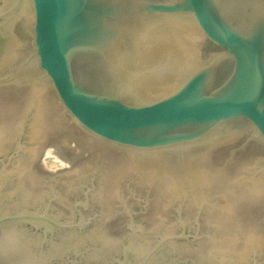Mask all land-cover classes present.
<instances>
[{
	"label": "water",
	"instance_id": "water-1",
	"mask_svg": "<svg viewBox=\"0 0 264 264\" xmlns=\"http://www.w3.org/2000/svg\"><path fill=\"white\" fill-rule=\"evenodd\" d=\"M3 1L0 80L49 81L97 140L160 155L248 130L264 141V0ZM78 207L81 221L66 223L46 211L0 213V230L47 227L53 239L88 224ZM190 237L198 238L184 230L150 247L136 240L119 264H162L170 241ZM88 261L80 264H96Z\"/></svg>",
	"mask_w": 264,
	"mask_h": 264
},
{
	"label": "rangeland",
	"instance_id": "rangeland-1",
	"mask_svg": "<svg viewBox=\"0 0 264 264\" xmlns=\"http://www.w3.org/2000/svg\"><path fill=\"white\" fill-rule=\"evenodd\" d=\"M3 6L4 1L0 0V8ZM26 78L0 80V140L3 145L0 150V213L46 211L61 222H77L81 217L76 203L81 202L82 207L78 208L88 219L83 230L56 232L53 239L47 227L45 235L44 229L30 234L26 226L16 225L15 238L28 243L32 261L44 264L48 250L63 243L66 246L71 241V252L79 256L74 264L88 260L96 264H119L125 248L136 249V240L150 247L161 237L185 230L198 238L170 241L165 247L162 264H264V141L254 130L230 136L199 152L174 150L160 155L125 150L107 145L83 131L67 114L49 81L31 82ZM39 110L47 113L51 110V114L48 113L53 118L51 124H56L55 128L63 126L64 131L79 138L82 142L78 148L82 149L80 161L86 168H82V172L79 170L80 174L74 172L71 182L67 183L56 178L59 169L42 181L38 179L39 171L33 179L34 184L40 183L36 185L38 193L34 192L33 184L31 196L27 190L31 187L29 176L32 175V168L28 166L33 160L29 147L42 139L32 136L37 133L31 127L40 126L34 116ZM74 139L73 144L77 143ZM75 145L78 147L79 143ZM44 152L38 154L40 159ZM108 158L113 160L111 164ZM56 167L50 161L44 170ZM188 171L195 175V181L186 177L187 183L183 178ZM25 175L29 181L20 182ZM35 180H39L38 183ZM254 181L258 186H254ZM26 183L29 186L26 187ZM4 231L0 230V235ZM102 234L108 236L107 239H102L105 237L100 236ZM57 251L54 253H59ZM54 262L51 258L46 264Z\"/></svg>",
	"mask_w": 264,
	"mask_h": 264
},
{
	"label": "bare ground",
	"instance_id": "bare-ground-1",
	"mask_svg": "<svg viewBox=\"0 0 264 264\" xmlns=\"http://www.w3.org/2000/svg\"><path fill=\"white\" fill-rule=\"evenodd\" d=\"M15 86V85H14ZM40 86H42V85H39V87ZM42 88V87H41ZM38 90H39V88H38ZM5 91V90H4ZM43 91V90H42ZM39 92H41V89L39 90ZM1 93H2V91H1ZM3 101V100H2ZM7 101V100H6ZM43 102V101H42ZM49 104V103H48ZM45 108V107H44ZM51 108V107H50ZM48 110V109H47ZM46 110V111H47ZM50 112V114H51V110L49 111ZM48 112V113H49ZM48 113L47 112H44V110L42 111V110H39V112L36 114V115H34L35 116V120L37 121L38 120V122H40V126H36V127H33V125L31 126L32 127V129H35L34 130V132H35V134L36 135H32V136H36V138L35 139H39L40 140V138H37V137H42V139L39 141V143L37 142V141H34L33 143H35V142H37V144H35L34 146H31V147H29V150H30V153H32L33 154V160H32V163H30V165L28 166L30 169L32 168V175L31 176H29V178H30V182H31V184H29V183H26V184H24L25 186L27 185V186H29V185H31V187H30V189H27V190H29L30 191V193H31V196L33 195L32 194V190L34 189V192L36 191L37 193H38V189H37V186L36 185H40V183H38V181L39 180H48V178H50V177H48L47 175H49L50 176V174H52L53 172H55V170H57L58 171V169H59V172L58 173H55L56 175L55 176H57V174H58V176L56 177L58 180H60V182L62 181V183H64L65 181H66V183H67V181H70V178H72V174H74V172H76L77 171V173L79 172V170H81L82 168H86V166L84 167V165H83V163L80 161V157H82L81 156V151H82V149L81 150H79L78 148H80V143H82V142H80V140H79V138H77L76 137V135L74 134V133H68V131L66 130V131H64L63 130V126L62 127H56L55 128V126H57L56 124H54V126L51 124L52 123V120H53V118L51 117V115H50V117L48 116ZM8 114H10V113H8ZM7 114V115H8ZM14 114V113H13ZM11 115V114H10ZM9 117H11V116H9ZM9 117H7V118H9ZM12 118V117H11ZM14 118V117H13ZM58 120V119H57ZM51 121V122H50ZM56 122H58V121H56ZM35 123V122H34ZM35 124H37V123H35ZM59 124H60V122H59ZM59 124H58V126H59ZM4 125V124H3ZM46 128V129H45ZM3 129H5V128H3ZM33 131V130H32ZM31 131V132H32ZM71 131V130H70ZM4 131H2V133H3ZM50 132H52L51 134H50ZM0 133H1V131H0ZM32 134V133H31ZM73 138H76V139H74V142H77V143H72L71 141H72V139ZM33 140V139H32ZM82 140V139H81ZM9 142V141H8ZM5 143V142H4ZM3 143V144H4ZM79 143V146L77 147V145H75V144H78ZM40 144V145H39ZM97 145V144H96ZM101 146V145H100ZM98 148V147H97ZM100 148V147H99ZM3 149V145H2V143H1V140H0V150H2ZM46 149V150H45ZM93 149V148H92ZM95 150V149H94ZM103 150V149H102ZM44 152L43 153V158L41 157V159H40V157L38 156V154H40L41 152ZM28 152V151H27ZM89 152V151H88ZM96 152H97V150H96ZM102 152V151H101ZM29 153V154H30ZM100 153V152H99ZM102 153H105V152H102ZM94 154V153H93ZM107 154H105V156H106ZM116 157V156H115ZM115 157H114V159H115ZM93 159V158H92ZM109 159V161H110V158H108ZM113 159V158H112ZM119 159V158H118ZM118 159H116V160H118ZM31 161V160H30ZM50 161H52V162H54L55 163V165L57 166L56 168L57 169H53V168H49L48 169V171H47V169H45L44 170V167L46 168V165H48L49 163H50ZM113 160H111L109 163L111 164V162H112ZM126 161V160H125ZM91 162V161H90ZM116 162H118V161H116ZM86 163V162H85ZM114 163H115V161H114ZM128 163V162H127ZM132 163V162H131ZM116 164V163H115ZM123 164H126V163H123ZM167 164V163H166ZM171 164V163H170ZM88 166V165H87ZM112 166H113V164H112ZM153 166V165H152ZM164 167V166H163ZM19 168V167H18ZM174 168V167H173ZM28 169V168H27ZM83 169V170H84ZM142 169V168H141ZM13 170H15V169H13ZM18 170H20L21 171V173H22V170L19 168ZM25 171V170H24ZM37 171V172H36ZM40 171V172H39ZM47 171V172H46ZM88 171V170H87ZM165 171V170H164ZM169 171V170H168ZM173 171V170H172ZM176 171V170H175ZM14 172V171H13ZM29 172V171H28ZM38 172H39V176H38V181L37 180H35V181H37V183L38 184H34L33 182H34V178H37V174H38ZM50 172V173H49ZM81 172H82V170H81ZM80 172V173H81ZM189 172V171H188ZM20 173V174H21ZM27 173V171L25 172V174ZM30 173V172H29ZM77 173H75V174H77ZM80 173H78V174H80ZM14 174H15V172H14ZM18 174H19V172H18ZM23 174H24V172H23ZM40 174H43V175H40ZM146 174V173H145ZM145 174H144V176H145ZM162 175V174H161ZM170 175V174H169ZM188 175H190V176H188ZM186 177L191 181V182H193V181H195L197 178L195 177V175H191V173L190 174H188ZM74 176V175H73ZM10 177H11V174H10ZM16 177V176H15ZM14 177V178H15ZM19 177V176H18ZM17 177V179H19ZM76 177V176H75ZM75 177H73V178H75ZM79 177V176H78ZM87 177V176H86ZM165 177V176H164ZM163 177V178H164ZM186 177H183L185 180H186ZM6 178H7V176H6ZM167 178V177H166ZM182 178V177H181ZM181 178H179V180L181 179ZM3 179L5 180V178L3 177ZM2 179V180H3ZM143 179V178H142ZM161 179V178H160ZM173 179V178H172ZM176 179H178L177 177H176ZM186 180V182L188 183V181L189 180ZM25 180H26V182H28L29 181V179L27 180V178H26V175H25V177H23V178H21L20 179V182H24L25 183ZM163 180V179H162ZM171 180V179H170ZM170 180H168L167 181V183H170L171 181ZM199 180V179H198ZM166 181V180H165ZM175 181H177V180H175ZM175 181H173V182H175ZM260 181V180H259ZM6 182V181H5ZM5 182H3V183H5ZM19 182V181H18ZM51 182H52V180H51ZM71 182V181H70ZM159 182H162V181H159ZM158 182V183H159ZM172 182V183H173ZM191 182H189V184L191 183ZM198 181H196V183H197ZM45 183V182H44ZM49 183V182H48ZM66 183H65V185H66ZM69 183V182H68ZM73 183V182H72ZM163 183H164V180H163ZM162 183V184H163ZM255 183V184H254ZM20 184V183H19ZM29 184V185H28ZM34 184V187L36 188H34L33 187V189H32V185ZM46 184V183H45ZM50 184V183H49ZM48 184V185H49ZM162 184H160V185H162ZM171 184V183H170ZM175 184V183H174ZM192 184V183H191ZM194 184V183H193ZM192 184V185H193ZM253 184H254V186H258L257 185V181H254L253 182ZM164 185V184H163ZM26 186V187H27ZM45 186V185H44ZM62 186H64V185H62ZM75 186V185H74ZM171 186V185H170ZM194 186V185H193ZM261 186V185H260ZM60 187V186H59ZM68 187H69V185H68ZM38 188H41V187H39L38 186ZM43 188V187H42ZM41 188V189H42ZM167 188V187H166ZM199 188V187H198ZM256 188V187H255ZM260 188V187H259ZM25 189V190H26ZM47 189V188H46ZM68 189V188H67ZM66 189V190H67ZM104 189V188H103ZM40 190V189H39ZM45 190V189H44ZM43 190V191H44ZM249 190V189H248ZM72 191V190H71ZM27 192V191H26ZM33 192V193H34ZM40 192H42V191H40ZM71 193V192H70ZM103 193V192H102ZM263 193V192H262ZM28 194V193H27ZM9 195V194H8ZM30 195V194H29ZM10 196V195H9ZM31 196H30V199H31ZM34 196H35V194H34ZM37 196H39V195H37ZM36 196V197H37ZM44 196V195H43ZM67 196H69L68 194H67ZM101 197V196H100ZM103 197V196H102ZM58 198V197H57ZM25 199V198H24ZM71 199V198H70ZM250 199V198H249ZM117 200V199H116ZM41 206V205H40ZM189 206V205H188ZM103 211V210H102ZM107 215V214H106ZM114 216V215H113ZM107 217V216H106ZM105 218V217H104ZM112 218V217H111ZM106 219V218H105ZM118 220V219H117ZM112 221V220H111ZM112 222H114V221H112ZM116 223V222H115ZM116 225V224H115ZM120 225V224H119ZM110 226H112V224L110 225ZM106 229H107V227H105ZM115 228H116V226H115ZM117 229V228H116ZM100 230H101V228H100ZM99 230V231H100ZM112 229H110V231H111ZM15 231H17V229H15V227H13L12 229L11 228H9V229H7L6 231H4L3 232V234H1L0 235V259L2 260V261H7L9 264H15V263H20V264H39V262H35V261H32V258H31V256H30V254H29V252H30V250H31V248H30V250H27V248L29 247L28 246V243H27V245H25L26 243H23V242H21V241H18L16 238H15ZM105 231H108L109 232V230L107 229V230H105ZM96 232V231H95ZM104 232V231H103ZM18 233V232H17ZM98 233V232H97ZM15 234V235H14ZM104 234H108V233H105L104 232ZM110 234H112V233H110ZM77 235V234H76ZM95 235V234H94ZM90 236H91V234H90ZM90 236H89V239H91L90 238ZM100 236H105V237H102V239L103 238H105V239H107V237H106V235H100ZM109 237H112L111 235L109 236ZM72 239V238H71ZM88 239V240H89ZM112 239V238H111ZM32 240V239H31ZM92 240V239H91ZM108 240L111 242V240L108 238ZM102 241V240H101ZM104 242V241H103ZM112 242H113V240H112ZM29 243H30V241H29ZM69 244H67L66 246H65V243H63L62 245H60V246H57V247H55V248H53V249H50V250H48V254L47 255H45V259L44 260H48L49 258H55L56 257V255H59V253H61V250H64V248H69V247H71L72 246V242L70 241V242H68ZM109 243V242H108ZM106 244V243H105ZM20 245H23V247L22 246H20ZM29 245H32V244H29ZM34 245V244H33ZM107 245H110V244H107ZM19 246L22 248V250H20V248H19ZM24 246H25V248H24ZM104 246V245H103ZM114 246V245H113ZM104 247H106V246H104ZM112 249V248H111ZM56 250H58L57 252H59V253H54ZM51 254H50V253ZM34 253V252H33ZM46 254V253H45ZM180 254V253H179ZM18 255H21V256H18ZM23 255V256H22ZM37 257V256H36ZM91 257V256H90ZM34 259H36V258H34ZM38 259V258H37ZM98 260V259H97ZM42 261V260H41ZM90 261V260H89ZM89 261H88V263H89ZM43 262V261H42ZM42 262H40V263H42ZM43 264V263H42ZM44 264H46V263H44Z\"/></svg>",
	"mask_w": 264,
	"mask_h": 264
},
{
	"label": "flooded vegetation",
	"instance_id": "flooded-vegetation-1",
	"mask_svg": "<svg viewBox=\"0 0 264 264\" xmlns=\"http://www.w3.org/2000/svg\"><path fill=\"white\" fill-rule=\"evenodd\" d=\"M26 228L29 230L30 234L33 232L34 230L32 229V227L30 225H26ZM71 258H69V256H65L62 258L63 263H70L68 262V260H70ZM46 263V262H45Z\"/></svg>",
	"mask_w": 264,
	"mask_h": 264
}]
</instances>
